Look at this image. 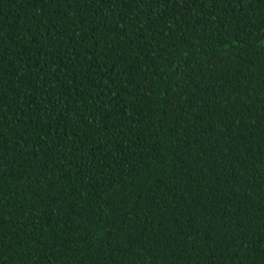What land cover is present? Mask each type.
I'll return each instance as SVG.
<instances>
[{
    "label": "trees",
    "instance_id": "trees-1",
    "mask_svg": "<svg viewBox=\"0 0 264 264\" xmlns=\"http://www.w3.org/2000/svg\"><path fill=\"white\" fill-rule=\"evenodd\" d=\"M0 264H264V0H0Z\"/></svg>",
    "mask_w": 264,
    "mask_h": 264
}]
</instances>
